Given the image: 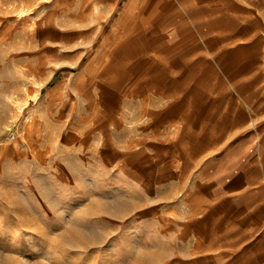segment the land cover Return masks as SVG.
<instances>
[{
    "label": "rangeland",
    "instance_id": "rangeland-1",
    "mask_svg": "<svg viewBox=\"0 0 264 264\" xmlns=\"http://www.w3.org/2000/svg\"><path fill=\"white\" fill-rule=\"evenodd\" d=\"M199 1L0 0V264H264L213 200L264 185V7ZM164 57L181 112L147 91Z\"/></svg>",
    "mask_w": 264,
    "mask_h": 264
},
{
    "label": "crops",
    "instance_id": "crops-1",
    "mask_svg": "<svg viewBox=\"0 0 264 264\" xmlns=\"http://www.w3.org/2000/svg\"><path fill=\"white\" fill-rule=\"evenodd\" d=\"M211 1V0H209ZM256 1L257 4L259 6H262V8L264 7V0H253ZM202 1L196 0V13L199 16V3H201ZM213 12V11H212ZM211 12V13H212ZM186 13V12H185ZM196 13H192L191 17L195 18L194 16L196 15ZM197 30L194 32L197 38V45H194V47H196L198 50L196 51V55L197 53L200 52V57L202 55L203 58H197L195 59L194 64L197 65L196 71H195V80L199 79V64H203L204 63V43L203 41H200L201 43H199V28L196 27ZM175 32V31H173ZM174 33L173 37L174 39L176 38H180L185 40L186 37V33L185 32H178ZM232 37H234L233 35L227 36V40L231 39ZM181 56V55H179ZM175 57V56H174ZM168 58V57H164V58H159L156 59L155 62L158 61V67L159 68H155L152 77H151V81L149 83V87H148V92L149 95L155 97L156 99H162L165 98V102L168 105L167 107H162L160 109H163L161 111L163 112H168L169 110L172 112L173 108L170 106H172V104L174 103V107L176 106H181L180 108V112L183 110V108H186V103L181 101V97L184 95H187V91H183V89H188L186 85V82H175L173 84V80H175V75L178 76V80H190L192 79L193 75H191V73H188L186 71H181V72H172L173 70H171V68L169 67V64L171 63V60L174 58ZM182 58V57H181ZM141 64V63H139ZM138 64V65H139ZM192 64V63H191ZM193 66V65H192ZM202 72V71H201ZM154 75V76H153ZM172 80V81H171ZM198 84V83H197ZM185 86V87H184ZM199 86V85H198ZM173 87H176L179 91H176L173 89ZM146 91V92H147ZM148 95L147 94H144ZM159 97V98H158ZM143 101V100H142ZM177 102H179L177 104ZM148 104H150L147 101ZM177 104V105H176ZM155 106V107H154ZM184 106V107H183ZM152 110L156 111L159 108L156 107L155 104L152 105ZM150 109V108H149ZM176 119H170L168 120V123L165 124L164 129H166L168 131L170 127L169 124H171L170 122H175L176 125L179 127H183V128H188L190 126H188V123H192V121L189 122V119H185L184 116H177L175 117ZM183 124V126H182ZM200 125V124H199ZM249 184V183H247ZM250 187L252 186V183L249 184ZM252 188H248L245 185H241V184H237L236 181L233 184H221V185H217V188H215L214 190V194H213V200L214 202L217 203V205L219 207H221L222 211L224 212L225 210H227V213H232L235 212L236 210L240 209V208H244L246 209L248 212L250 211V213L252 214V216L250 217V219H252V224L254 225V227H258L262 224H264V203L262 205H257L260 203V201L264 202V185L260 186V196L259 197H253L250 192H251ZM259 198V200H258ZM255 208L258 209L256 213ZM221 212V214L223 213ZM226 213V212H225ZM212 219V218H211ZM226 219V218H225ZM233 219V218H230ZM240 230H245V226L244 225H240L239 226ZM263 234L259 235V239L261 240ZM248 238H251L250 236H248ZM257 249H259V247H257ZM245 252L246 256L249 255V252H252L253 249L251 245L249 246H245Z\"/></svg>",
    "mask_w": 264,
    "mask_h": 264
},
{
    "label": "built area",
    "instance_id": "built-area-1",
    "mask_svg": "<svg viewBox=\"0 0 264 264\" xmlns=\"http://www.w3.org/2000/svg\"><path fill=\"white\" fill-rule=\"evenodd\" d=\"M12 138H15L14 134H12Z\"/></svg>",
    "mask_w": 264,
    "mask_h": 264
},
{
    "label": "trees",
    "instance_id": "trees-1",
    "mask_svg": "<svg viewBox=\"0 0 264 264\" xmlns=\"http://www.w3.org/2000/svg\"><path fill=\"white\" fill-rule=\"evenodd\" d=\"M52 85V83H50V86Z\"/></svg>",
    "mask_w": 264,
    "mask_h": 264
}]
</instances>
